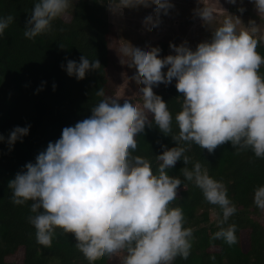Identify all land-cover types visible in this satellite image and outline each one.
I'll list each match as a JSON object with an SVG mask.
<instances>
[{
    "label": "clouds",
    "instance_id": "1",
    "mask_svg": "<svg viewBox=\"0 0 264 264\" xmlns=\"http://www.w3.org/2000/svg\"><path fill=\"white\" fill-rule=\"evenodd\" d=\"M74 0H34L26 19L24 36L53 30V21L64 17ZM235 4L236 0H230ZM114 16L130 6L151 3L142 14L145 27H158L161 15L174 8L172 0H103ZM258 13H264V0H253ZM241 12L243 8L239 9ZM195 14L210 21L212 11L197 8ZM11 14L0 16V37L14 22ZM241 20L228 16L193 49L187 41L170 43L174 54L161 57V48L120 40L118 51L125 64L134 65L131 75L141 83L140 100L128 95L96 91L102 99L91 108V115L62 129L55 142L40 151L35 162L10 180L12 202L31 201L28 222L36 230V241L51 247L56 229L74 235L75 246L92 261L101 256L123 253L122 264H173L177 257L191 253L194 229L180 206L172 207L183 181L169 175L182 160L184 180L198 187L204 199L218 206L212 239L228 245L237 242L233 224L223 227L237 212L222 180L209 175L199 161L191 168L186 151L193 145L212 153L230 143L236 153L251 150L264 159V55L257 51L258 28L254 21L237 29ZM63 48L62 45H60ZM99 60L82 55L79 62L66 58L61 68L77 80L100 68ZM166 69V70H165ZM175 79L182 94L181 110L173 114L162 97L153 91ZM45 82L36 90H43ZM53 90L56 84L52 85ZM151 117V118H150ZM173 121L178 128L173 133ZM153 123L175 146L161 144L155 171L151 161L134 155L137 137ZM31 125L15 126L0 142L11 151L17 141L29 134ZM254 204L264 211V185L254 189Z\"/></svg>",
    "mask_w": 264,
    "mask_h": 264
},
{
    "label": "trees",
    "instance_id": "2",
    "mask_svg": "<svg viewBox=\"0 0 264 264\" xmlns=\"http://www.w3.org/2000/svg\"><path fill=\"white\" fill-rule=\"evenodd\" d=\"M101 2L77 0L68 14L53 21L52 31L30 40L24 31L34 0H0V16L15 17L0 37V134L7 137L15 126L31 125L29 134L22 142L17 141L11 151L0 142V264L111 262V256L89 261L75 246L74 235L59 228L51 247L38 244L36 230L28 222L31 201L15 205L8 187L9 181L25 170L26 163L35 162L36 155L61 136L64 127L74 126L91 115V108L102 99L95 94L99 88L113 94L110 76L115 69L111 55L114 32L108 21V8ZM257 51L264 55L260 40ZM82 55L90 61L99 60L101 66L77 80L61 64H66V58L79 62ZM260 71L264 73V66ZM42 82L43 90L37 93ZM154 92L167 103L173 117L181 110L182 94L175 83L162 84ZM177 132L173 121V133ZM137 141L134 155L148 158L154 171L160 163L155 155L162 152L161 144L175 146L171 137L161 133L154 123L152 128L145 127ZM185 155L190 158L188 168L199 161L210 176L227 186L237 212L223 227L233 223L237 226V242L228 245L222 239H212L220 227L213 213L220 209L209 204L194 183L184 180L185 165L182 160L177 161L168 173L179 177L183 185L171 206L183 209L186 226L194 229V240L189 257H177L173 264H264V211L253 202L254 189L264 185V159L256 158L251 150L237 154L230 143L217 146L212 153L193 144Z\"/></svg>",
    "mask_w": 264,
    "mask_h": 264
},
{
    "label": "rangeland",
    "instance_id": "3",
    "mask_svg": "<svg viewBox=\"0 0 264 264\" xmlns=\"http://www.w3.org/2000/svg\"><path fill=\"white\" fill-rule=\"evenodd\" d=\"M76 1L74 0L68 13ZM172 2L175 7L169 10L168 15H161V23L158 27H145L141 21L142 14L151 11V3L130 6L123 10L121 16H114L108 10V21L114 32L111 55L115 69L110 76L113 94L141 99L138 89L142 85L131 75L135 66L125 64L120 58L118 51L120 40L139 43L149 48L158 46L162 50L160 56L163 57L174 54L169 48L170 43L179 45L187 41L194 49L198 43L210 39L212 32L226 17L232 16L233 19L238 17L241 20L237 25L238 30L254 21L258 28L257 38L264 43V13L257 12L253 0H236L235 4L230 0H172ZM197 8L211 9L213 18L210 21H203L194 12ZM240 8L244 11L241 12ZM172 83H175V79ZM162 84L154 87L153 91L159 89ZM214 221L213 219L212 223H215ZM261 221L264 223V216L261 217ZM123 255V253L113 254L110 264H122Z\"/></svg>",
    "mask_w": 264,
    "mask_h": 264
}]
</instances>
